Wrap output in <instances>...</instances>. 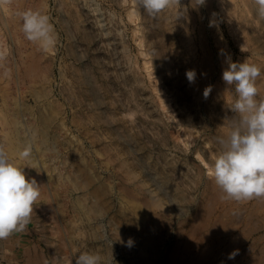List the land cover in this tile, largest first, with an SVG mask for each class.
I'll return each mask as SVG.
<instances>
[{
    "label": "rangeland",
    "instance_id": "1",
    "mask_svg": "<svg viewBox=\"0 0 264 264\" xmlns=\"http://www.w3.org/2000/svg\"><path fill=\"white\" fill-rule=\"evenodd\" d=\"M197 3L0 0V148L41 193L0 264H264V199H221L209 177L238 118L228 58L261 69L264 98V18L255 0ZM27 10L54 24L49 51Z\"/></svg>",
    "mask_w": 264,
    "mask_h": 264
},
{
    "label": "clouds",
    "instance_id": "2",
    "mask_svg": "<svg viewBox=\"0 0 264 264\" xmlns=\"http://www.w3.org/2000/svg\"><path fill=\"white\" fill-rule=\"evenodd\" d=\"M255 2L258 16L264 18V0ZM137 3L148 15L156 17L180 5V0H137ZM203 3L204 0H199L197 5ZM21 18L27 40L37 44L42 51L55 46V27L48 15L39 10H27L21 13ZM226 63L222 80L226 86L234 88L236 98L230 110L238 114V118L230 121L226 136L216 138L219 151L210 166L209 177L222 191L221 199L236 202L264 199V98L257 99V78L261 69L246 61L232 62L230 58ZM186 76L192 83L196 73L188 71ZM210 91V88L205 89V98ZM40 194L37 181L26 179L23 167L11 162L0 148V239L25 230ZM132 244L130 238L127 246ZM237 254L238 250L230 253L228 259H234ZM75 264H105V261L97 253L81 252L76 255Z\"/></svg>",
    "mask_w": 264,
    "mask_h": 264
},
{
    "label": "bare ground",
    "instance_id": "3",
    "mask_svg": "<svg viewBox=\"0 0 264 264\" xmlns=\"http://www.w3.org/2000/svg\"><path fill=\"white\" fill-rule=\"evenodd\" d=\"M78 202V201H77ZM81 202V201H80ZM81 204L83 205V203L81 202ZM86 208V207H85Z\"/></svg>",
    "mask_w": 264,
    "mask_h": 264
}]
</instances>
